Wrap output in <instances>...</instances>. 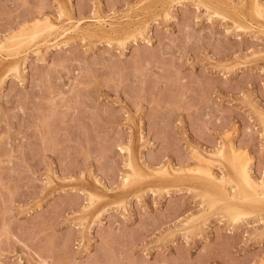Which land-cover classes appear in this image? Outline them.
<instances>
[{"label":"rangeland","instance_id":"374dc122","mask_svg":"<svg viewBox=\"0 0 264 264\" xmlns=\"http://www.w3.org/2000/svg\"><path fill=\"white\" fill-rule=\"evenodd\" d=\"M263 189L264 0H0V264H264Z\"/></svg>","mask_w":264,"mask_h":264},{"label":"bare ground","instance_id":"6f19581e","mask_svg":"<svg viewBox=\"0 0 264 264\" xmlns=\"http://www.w3.org/2000/svg\"><path fill=\"white\" fill-rule=\"evenodd\" d=\"M256 8H257V7H256ZM1 46H2V45H1ZM225 155H226V154H225ZM239 155H240V154H239ZM226 156H227V155H226ZM231 156H232V155H231ZM240 156H241V155H240ZM244 156H245V155H244ZM231 158H233V157H231ZM235 158H236V157H235ZM228 159H229V158H228ZM238 159H239V157H238ZM242 159H243V157H242ZM239 160H240V159H239ZM243 160H244V159H243ZM226 161H227V159H226ZM230 161L232 162V159L229 160V162H230ZM237 161H238V160H237ZM240 161H241V160H240ZM246 161H248V159H247ZM231 162H230V163H231ZM227 163H228V162H227ZM237 163H238V162H237ZM237 163H236V164H237ZM231 164H232V163H231ZM239 164H240V163H239ZM243 166H244V165H243ZM245 167H246V166H245ZM241 169H242V168H241ZM235 173H236V172H235ZM238 173H239V172H238ZM236 175H237V174H236ZM241 176H242V175H241ZM243 176H244V174H243ZM245 177H246V176H245ZM246 179H247V178H246ZM243 180H244V179H243ZM248 182H249V181H248ZM248 182H247V183H248ZM253 186H254V185H253ZM246 188H247V187H246ZM236 189H237V188H236ZM259 189H260V188H259ZM263 190H264V189H263ZM247 191H248V190H247ZM263 192H264V191H263ZM256 193H257V192H256ZM256 193H255V194H256ZM219 194H220V193H219ZM249 194H250V193H249ZM257 195H258V193H257ZM244 197H245V196H244ZM263 197H264V196H263Z\"/></svg>","mask_w":264,"mask_h":264}]
</instances>
